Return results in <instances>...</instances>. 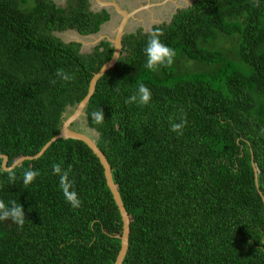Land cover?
I'll use <instances>...</instances> for the list:
<instances>
[{
    "label": "trees",
    "instance_id": "16d2710c",
    "mask_svg": "<svg viewBox=\"0 0 264 264\" xmlns=\"http://www.w3.org/2000/svg\"><path fill=\"white\" fill-rule=\"evenodd\" d=\"M88 1L0 0V155L8 166L58 134L111 58L108 41L81 53L80 43L53 34L96 33L109 15L91 12ZM154 29L176 55L151 71L143 48ZM122 46L84 110L129 216L122 264H264V0H194L169 23L125 35ZM57 69L73 78L61 81ZM137 81L151 91L147 105L124 102ZM98 107L101 124L90 116ZM181 121L180 134L171 131ZM54 163L71 165L79 208L64 199ZM27 168L40 175L25 186ZM0 199L19 202L26 217L23 226L0 222V264H114L121 217L83 142L58 139L11 170L0 159Z\"/></svg>",
    "mask_w": 264,
    "mask_h": 264
},
{
    "label": "clouds",
    "instance_id": "9594fccd",
    "mask_svg": "<svg viewBox=\"0 0 264 264\" xmlns=\"http://www.w3.org/2000/svg\"><path fill=\"white\" fill-rule=\"evenodd\" d=\"M100 2L104 3L106 1L100 0ZM118 2L119 1L107 2V3H116L117 4ZM159 4H162V2H160ZM113 7H114V5H113ZM119 8H120V6H119ZM101 9H103L102 6H101ZM114 10L116 11V13L118 15L121 16V14L117 12L115 7L113 8V11ZM125 12L130 13L132 11H130V12L125 11ZM106 13H108V12H106ZM108 15H109V17L111 16L110 21H109V17H108V19L106 21H104L100 24L98 31L96 33H93V34H98L101 32L100 36H102L103 25H105V23H107L108 21L111 22L113 20L111 13L110 14L108 13ZM121 19H122V16H121ZM162 23H160V24H162ZM164 23H166V22H164ZM127 34L128 33H126V28H125L124 36ZM161 34L162 33H161L160 29H154L152 34L147 39L145 46L143 48V54L146 58L145 63H144V67L148 70H151V71H156L161 66H164L166 64H171L173 62L175 55H176L175 50L172 47L166 45L161 40V38H160ZM82 36H86V35H82ZM124 36H122V38H121V45H122V40H123ZM113 38H114V34H113V37H110L107 40L111 44L112 48H113V45H112L111 39H113ZM101 41H104V38ZM75 42L80 43L78 41H75ZM81 45L82 44L80 43V46ZM121 47H122V49L120 51L119 57L123 54L122 53L123 46H121ZM115 55H117V54H115ZM56 76L61 81H69L73 78L71 73L66 72L63 69H57ZM53 83H55V81H53ZM116 87L118 89L119 83L116 85ZM151 98H152V94H151L150 89L148 87H146V85L142 81H137L134 91L125 98L124 102H125V104L134 103V104H138V105H147L150 103ZM90 116H91V119L96 124H101L105 121L104 112L99 107L97 110L92 111L90 113ZM182 127H183V121L170 123L171 131H173L177 134H180V132L182 131ZM52 173H53V175H56L58 177V180H59L58 187H59V190L62 192V195H63L64 199L66 200V202L69 203V205L74 209L79 208L81 206V199H80L77 191L75 190V188L73 186L72 179L70 178L71 165H69L67 168H64V167H62L61 163H54L52 165ZM9 175L11 176L12 173H9ZM39 175H40V172L38 169L27 168L23 171L22 182L25 186H27V185L31 184L35 180V178ZM7 220H11L17 226H23V224L25 223V220H26L24 209H23V206L19 202H17L16 200H8L6 202L5 200L0 199V222L7 221Z\"/></svg>",
    "mask_w": 264,
    "mask_h": 264
},
{
    "label": "water",
    "instance_id": "95a60500",
    "mask_svg": "<svg viewBox=\"0 0 264 264\" xmlns=\"http://www.w3.org/2000/svg\"><path fill=\"white\" fill-rule=\"evenodd\" d=\"M100 2V0H97ZM192 3V1L188 4V6H190ZM114 5V7L116 8L117 12L121 14L122 19L119 22V25L116 27L115 32H114V38L111 39L112 45H113V53L111 55L110 60H108L105 64L102 65V67L93 74V76L91 77L89 84H88V89H87V93L84 96V98L75 106V108L73 109L72 113L67 116L62 124H61V128L60 131L58 132L57 135H55L54 137H52L49 141H47L43 147L35 154L32 156H21L18 159H16L10 166L7 165L8 162V158L6 155H0V159H1V166L2 169L4 170H11L13 169L15 166H17L19 163L25 161V160H33V159H37L38 157H40L41 155H43V153L50 147V145L52 143H54L55 141H57L58 139H73V140H79L81 142H83L84 144H86V146H88V148L92 151V153L98 158L102 168H103V172H104V178H105V182L106 185L112 195V198L116 204V207L119 211L120 217H121V221H122V232L121 235L119 236L120 239V249L118 251V254L116 256V259L114 261V264H122L127 250H128V239H129V232H130V227H129V216L126 212V209L122 203L121 200V196L119 194V191L113 181L112 178V171L110 168V165L106 159V157L104 156V154L101 152V150L98 148L95 140L87 135V133L84 132H80L78 130H74L71 126L73 123H75L76 121H79V119L81 117L85 116L84 110L85 107L90 99V97L93 95L94 90H95V86L97 81L111 68L114 67V65L116 64L119 55H120V51L122 49V45H121V38L122 36L125 34V27L127 24V20L131 17H133V12L127 13L125 11H123L122 9L119 8V6L116 3H112ZM183 7V6H178L176 7L175 11L173 14H175L177 12V10L180 9H184L187 8ZM172 14V16H173ZM171 16V17H172ZM111 19V16L109 17V21ZM108 21V22H109ZM169 23V21L167 22ZM117 54V55H115ZM115 55V56H114Z\"/></svg>",
    "mask_w": 264,
    "mask_h": 264
},
{
    "label": "rangeland",
    "instance_id": "374dc122",
    "mask_svg": "<svg viewBox=\"0 0 264 264\" xmlns=\"http://www.w3.org/2000/svg\"><path fill=\"white\" fill-rule=\"evenodd\" d=\"M58 5L65 6L67 0H54ZM130 2L127 4L125 10L133 12V17H131L126 24V32H136L140 30L143 33L149 32L152 26L159 25L162 22H168L171 20V16L174 13L176 7L183 6L186 7L188 4L194 0H159L155 5H151V0H129ZM156 1V0H154ZM162 2V4H159ZM75 6L74 3H72ZM99 7V3L97 0H90V8L91 10H96ZM112 18L117 17L114 19L112 24L106 25L110 31L112 37L114 34V30L118 25V21L120 22L121 16L116 14L113 10L110 11ZM115 13V14H114ZM119 18V19H118ZM113 21V20H112ZM104 26L102 27V29ZM108 28L104 31H109ZM103 32V31H102ZM104 33V32H103ZM54 35L59 37L61 40L65 42L70 41H78L82 45L80 46L81 53H90L96 45L99 44L101 41V32L98 34H89L86 36L80 35L75 29H69L66 31H59L54 32ZM228 45L230 42H227ZM226 45V44H225ZM80 127L79 129L73 128L74 130H83L82 132L87 133V135L95 138L97 135L94 133L93 130L86 129L84 127V117H81L78 121ZM81 132V131H80Z\"/></svg>",
    "mask_w": 264,
    "mask_h": 264
},
{
    "label": "crops",
    "instance_id": "0c3cea01",
    "mask_svg": "<svg viewBox=\"0 0 264 264\" xmlns=\"http://www.w3.org/2000/svg\"><path fill=\"white\" fill-rule=\"evenodd\" d=\"M104 1H106V2H117V1H119L117 4L120 6V8L122 9V10H124V11H126L125 10V8H126V6H127V4L130 2L129 0H122V1H120V0H104ZM157 1H159V0H156V1H154V0H151V5L153 6V5H155L156 3H153V2H157ZM99 3V6H103V5H105V3H103V2H98ZM110 6H112L113 4L112 3H108ZM114 12L116 13V11L114 10ZM117 14V13H116ZM115 18H117V17H114L113 18V21H111V22H107V23H105V25H103L104 26V28L102 29V31L104 32H102V36H101V40L105 37V35H111V31H110V29L106 26V25H108V24H112L113 22H114V19ZM119 19V18H118ZM118 25H119V21H118ZM117 25V26H118ZM116 26V27H117ZM108 28V30L109 31H104V30H106ZM115 31V30H114Z\"/></svg>",
    "mask_w": 264,
    "mask_h": 264
},
{
    "label": "flooded vegetation",
    "instance_id": "af4514ba",
    "mask_svg": "<svg viewBox=\"0 0 264 264\" xmlns=\"http://www.w3.org/2000/svg\"><path fill=\"white\" fill-rule=\"evenodd\" d=\"M120 1H122V0H120ZM105 3V5H103L102 7H103V9H101V6H99L98 7V9H96V10H91V8H90V0L88 1V9L91 11V12H93V13H102L105 9V11L104 12H108L109 14H110V11L111 10H113V5L112 6H110L107 2H104ZM137 32V31H136ZM136 32H131V33H136ZM126 33H128V32H126ZM128 34H130V33H128ZM124 36V35H123ZM113 37V36H112ZM110 37L108 36V35H105V37H104V41H107L108 39H109Z\"/></svg>",
    "mask_w": 264,
    "mask_h": 264
}]
</instances>
